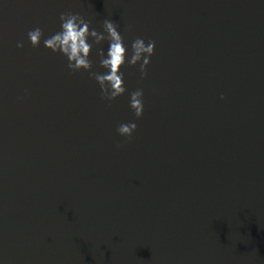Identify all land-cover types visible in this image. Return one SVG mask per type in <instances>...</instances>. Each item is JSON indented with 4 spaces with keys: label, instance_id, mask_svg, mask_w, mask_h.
<instances>
[{
    "label": "water",
    "instance_id": "1",
    "mask_svg": "<svg viewBox=\"0 0 264 264\" xmlns=\"http://www.w3.org/2000/svg\"><path fill=\"white\" fill-rule=\"evenodd\" d=\"M61 13L154 41L147 75L102 99ZM0 264H264V0H0Z\"/></svg>",
    "mask_w": 264,
    "mask_h": 264
},
{
    "label": "clouds",
    "instance_id": "2",
    "mask_svg": "<svg viewBox=\"0 0 264 264\" xmlns=\"http://www.w3.org/2000/svg\"><path fill=\"white\" fill-rule=\"evenodd\" d=\"M60 21L61 31L44 38V46L54 53L59 52L65 56L68 61L67 66L73 72H78L81 69L89 71L90 76L96 80L100 87L102 99L114 101L126 92L124 77L121 72L122 66L126 63L129 66L139 64L141 78L147 75V66L150 64V58L155 50L154 41L146 43L143 38H136L131 43L132 55L128 58V49L125 46L124 37L118 31V25L111 19L103 21V32L90 28V21H86L79 14L61 13ZM43 37V30L39 27L28 32V38L33 47H39ZM89 38L96 45H100L104 41L109 44L106 55L103 48L97 50L99 66L107 70L104 73L91 71L93 62L89 57L93 44L88 42ZM17 46L22 48L23 43H18ZM142 97V89H137L130 94V108L137 119L144 112ZM136 129L137 124L135 122L122 123L117 127V133L130 139Z\"/></svg>",
    "mask_w": 264,
    "mask_h": 264
}]
</instances>
